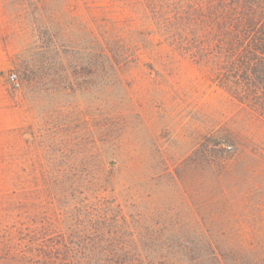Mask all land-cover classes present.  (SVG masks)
Masks as SVG:
<instances>
[{"label": "rangeland", "instance_id": "rangeland-1", "mask_svg": "<svg viewBox=\"0 0 264 264\" xmlns=\"http://www.w3.org/2000/svg\"><path fill=\"white\" fill-rule=\"evenodd\" d=\"M112 1L0 0V234L78 226L98 199L106 236L125 243L155 230L187 241L201 218L212 234L237 233L223 227L233 217L264 234V191L220 196L224 157L206 148L264 149L258 129L207 69L168 45L150 56L140 30L99 20ZM109 41L126 53L100 70Z\"/></svg>", "mask_w": 264, "mask_h": 264}, {"label": "trees", "instance_id": "trees-1", "mask_svg": "<svg viewBox=\"0 0 264 264\" xmlns=\"http://www.w3.org/2000/svg\"><path fill=\"white\" fill-rule=\"evenodd\" d=\"M112 2L109 11L97 8L99 20H107L115 29L126 24L130 29L140 30L141 46L150 56L162 53L168 45L198 67L207 69L258 129L253 140H264V0ZM125 53L115 43H100V70L107 68L105 60L113 55L124 57ZM219 146L217 141L206 145L215 155L224 157L223 168L229 176V184L218 194L224 197L236 191L239 195L235 199L243 202L254 191H264V149L258 145L246 146L229 153ZM258 173L262 181L256 183L260 180ZM220 178L216 173L215 179L220 181ZM109 204L98 199L91 204L93 207L90 206L85 218L78 221L81 224H68L66 229L59 227L54 233H47L52 230L48 228L35 227L26 232L28 229L20 227L15 240L14 232L2 229L0 261L3 264L11 263L10 260L13 264H176L179 260L180 264L186 261V264H264V234L246 233L252 225L243 218L223 220V227L237 233H209L213 223L201 218L194 222L203 231L187 241L185 237L176 238L155 230L139 241H127L132 246L144 245L142 249H134L125 247L127 243L118 238L106 236V228L111 224ZM254 207L264 210V203ZM236 214L235 210L233 215ZM261 224L263 228L264 221Z\"/></svg>", "mask_w": 264, "mask_h": 264}]
</instances>
